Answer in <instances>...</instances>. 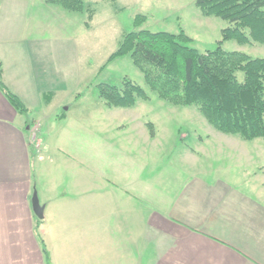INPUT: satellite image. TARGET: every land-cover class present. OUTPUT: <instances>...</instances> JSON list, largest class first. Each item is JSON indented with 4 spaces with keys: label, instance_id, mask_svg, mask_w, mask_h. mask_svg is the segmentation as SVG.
<instances>
[{
    "label": "crops",
    "instance_id": "1",
    "mask_svg": "<svg viewBox=\"0 0 264 264\" xmlns=\"http://www.w3.org/2000/svg\"><path fill=\"white\" fill-rule=\"evenodd\" d=\"M36 1L0 0V80L28 113L42 106L44 116L61 74L48 71L30 32ZM21 116L0 92V264H46L41 244L48 264H264V145L236 140L204 166L189 153L194 173L163 179L156 193L113 184L119 194H108L62 146L36 152ZM63 173L72 178L67 191Z\"/></svg>",
    "mask_w": 264,
    "mask_h": 264
},
{
    "label": "rangeland",
    "instance_id": "2",
    "mask_svg": "<svg viewBox=\"0 0 264 264\" xmlns=\"http://www.w3.org/2000/svg\"><path fill=\"white\" fill-rule=\"evenodd\" d=\"M43 1L37 0L35 12L31 10L36 23L30 32L37 47L47 54L43 60L48 71L57 69L61 78L52 81L50 96L55 101L44 116L41 106L20 118L31 128L39 125L34 140L31 128L29 134L36 152L44 145L54 148L58 144L70 160L79 158L87 172L97 175L102 191L119 194L114 191L116 184L140 196L144 185L156 193L163 179L194 173L190 171L196 169L187 165L189 153L197 166H204L227 156L240 145L236 140L247 146L264 145L261 139L244 141L214 130L195 107L173 106L159 99L129 55H114L122 37L138 30L183 32L191 40L189 47L198 52L219 45L223 51L251 58L264 57V44L240 45L234 40L218 44L228 24L216 17H202L194 0H84L94 10L90 20L84 10L67 11ZM137 17L142 19L137 21ZM123 79L138 85L147 99L128 109L107 108L99 99V85L120 86ZM42 177L37 180L38 190ZM62 179L60 187L67 191L72 178L63 173Z\"/></svg>",
    "mask_w": 264,
    "mask_h": 264
},
{
    "label": "trees",
    "instance_id": "3",
    "mask_svg": "<svg viewBox=\"0 0 264 264\" xmlns=\"http://www.w3.org/2000/svg\"><path fill=\"white\" fill-rule=\"evenodd\" d=\"M48 2L67 11L84 10L89 20L94 16L84 0ZM194 5L202 17H216L228 24L218 44L226 40L240 45L264 44V0H194ZM190 42L183 32L132 31L122 37L114 55H129L144 83L159 99L173 106L195 107L209 126L224 135L264 143V57L226 52L219 45L198 52L189 47ZM0 92L17 113H28L1 80ZM98 96L107 108L122 109L147 99L145 92L128 79L120 86L100 84ZM41 246L48 264L44 244Z\"/></svg>",
    "mask_w": 264,
    "mask_h": 264
},
{
    "label": "water",
    "instance_id": "4",
    "mask_svg": "<svg viewBox=\"0 0 264 264\" xmlns=\"http://www.w3.org/2000/svg\"><path fill=\"white\" fill-rule=\"evenodd\" d=\"M31 208L34 216L38 220H42L43 218V208L42 206L39 205L38 197L35 191H33L32 196H31Z\"/></svg>",
    "mask_w": 264,
    "mask_h": 264
},
{
    "label": "built area",
    "instance_id": "5",
    "mask_svg": "<svg viewBox=\"0 0 264 264\" xmlns=\"http://www.w3.org/2000/svg\"><path fill=\"white\" fill-rule=\"evenodd\" d=\"M38 127H39V125H38ZM37 126H35L34 128H31V136H32V139L34 140L35 139V137H36V133H35V130H37V128H38Z\"/></svg>",
    "mask_w": 264,
    "mask_h": 264
}]
</instances>
